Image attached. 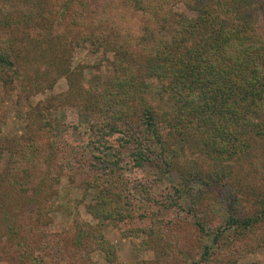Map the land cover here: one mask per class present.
Wrapping results in <instances>:
<instances>
[{
    "label": "rangeland",
    "instance_id": "1",
    "mask_svg": "<svg viewBox=\"0 0 264 264\" xmlns=\"http://www.w3.org/2000/svg\"><path fill=\"white\" fill-rule=\"evenodd\" d=\"M190 1L46 0L50 22L40 41L32 28H24V20L19 21L25 7L13 9L20 15L11 26L0 25V49L14 52L19 63L10 71L18 75L5 80L9 75L0 74V264H40L42 258L45 264H194L204 244H209L196 226L199 219L210 230L221 232L219 228L229 220L226 209L255 216L256 202L264 198V98L253 100L259 98L257 92L248 93V109L240 108L237 100L229 110L215 109L212 119L220 133L209 131L193 113L176 114L179 121L186 120L183 147L174 159L182 175L176 170L164 175L154 165L133 170L129 163L123 175L112 178L87 165L90 153L99 155L91 143L90 126L102 121L84 107L88 92L104 90L115 76L117 58L122 57L134 65V82L156 85L155 77L147 79L145 68L138 66L140 60L153 50L151 34L164 19L169 18L170 24L161 38H171V20L177 14L195 15L187 6ZM144 29L146 35L141 37ZM254 29L264 39L263 10ZM142 38L147 48L140 46ZM117 45L127 57L122 51L114 52ZM119 62L125 66L122 59ZM1 70L9 71L8 67ZM255 75V82L264 85V70L258 69ZM200 96L196 91L176 93L170 109L172 103H177L176 108L185 103L198 107ZM150 100L147 97L148 104H153ZM205 101L206 111L215 108L213 102ZM156 103L166 109L164 102ZM243 116H250V123L237 129ZM20 136L39 145L37 168L25 155L16 159L9 150L11 140ZM65 140L85 147V167L81 163L72 167V161L67 165L61 157L56 160ZM228 147L234 151L222 154ZM46 161H57L64 171L55 165L50 171ZM216 162L226 167L223 173L232 178V187L205 186L206 180L200 184L187 176L196 167L209 177ZM30 175L31 181L24 183ZM182 178L185 186L189 182L193 189L203 187L202 214L195 213L192 197L181 198L180 193L187 194L177 186ZM145 182L152 185L131 188ZM102 200L116 210L108 218L101 216ZM21 239L27 240L28 254L17 247ZM206 263L264 264V220L253 227H226Z\"/></svg>",
    "mask_w": 264,
    "mask_h": 264
},
{
    "label": "trees",
    "instance_id": "2",
    "mask_svg": "<svg viewBox=\"0 0 264 264\" xmlns=\"http://www.w3.org/2000/svg\"><path fill=\"white\" fill-rule=\"evenodd\" d=\"M45 3L46 0H0V7H5L9 11L6 14L5 8H0V25L11 26L20 15L13 9L17 7L21 10L20 7H25L26 13L21 15L22 19L20 18L19 21L24 20V28H32L39 35L36 39L40 41L45 35V27H48L50 22ZM96 5H98L97 1ZM187 6L195 15L190 17L182 13L177 14V18L171 20L173 24L171 38L165 35L161 38L166 25L170 24L169 18L164 19L159 30L154 35L151 34L153 38L151 44L155 45L153 50L150 54L146 52L138 65L145 68L144 74L148 75L147 79H151V76L155 77L156 85L147 86L143 84L144 80L134 82V65L131 64V60H127V54L123 53L126 52L125 49L117 45L114 46V52L120 54L122 51L121 54L127 57L119 59H122L125 66L121 67L117 58L115 76L108 80L104 90L95 88L94 92H88L85 109L102 117L101 122L91 124L89 129L92 134L91 143L99 155L90 153L91 157L87 165L90 169H97L96 173L99 171L105 177L118 178L125 173V167L130 163L133 170L154 165L155 169H159L164 175H170L175 170L182 175L183 172L176 167L174 159L175 152L183 147L186 132L182 130L185 129L186 120L179 121L176 115L178 112L193 113L209 131L220 133L219 127L212 119L216 116L215 109L225 106L229 110L231 102L235 100L239 101L240 108L248 109L250 103L246 104L248 100L246 98L249 92L258 93L259 98L253 100L257 102L263 100L264 85L258 84L254 79H257L255 73L258 69L264 70V39L255 32L254 24L259 10L264 11V0H191ZM6 16L9 21L5 20ZM145 35L146 29L141 37ZM140 46L147 48L143 38L140 39ZM18 64L14 52L9 54L4 49H0V67L3 69L8 67L9 70L6 72L0 68V74L3 71L9 75L5 80L10 79L11 75H18L17 71L10 72L11 68L17 67ZM2 75L4 77L5 74ZM187 90L201 92V96L197 98L201 104L195 107L193 104L185 103L180 108H176L177 103H172L170 109L175 94ZM206 92L210 95L209 100H206ZM157 93L161 94L159 99ZM147 97L155 106L148 104ZM156 101L164 102L166 109ZM203 101L213 102L215 108L206 111ZM239 119L237 129L243 127L242 124L250 123V116ZM38 147L36 142L25 136L15 137L8 146L13 157L17 159L25 155V159L35 168L41 164L37 162L38 156L35 155ZM54 147L55 144L51 145L50 150ZM232 151L234 150L228 147L225 152L222 151V154H230ZM85 153V147L71 145L69 140H65L54 155L56 160L61 157L67 165L72 161V167H78L80 163L85 167L86 162L84 165L82 163L83 156L87 157ZM46 163L50 171L53 165L59 167V171H64L63 165L57 161H51L50 164L46 161ZM213 167V173L209 177L196 167H193L187 176L200 184L206 180L205 186L219 184L222 187L226 184L232 187L230 185L232 178L229 179L223 173L226 167L219 166L217 162ZM27 171L29 170H26V175ZM32 177V175L23 177L24 183L31 181ZM20 178L16 176V179ZM179 180L177 186L184 187L183 190L187 191V194L180 193L183 195L181 198L187 200L192 197L195 213L202 214L203 187L200 190L193 189L189 182L186 187V179ZM138 185L145 187L152 184L137 183L131 188L136 189ZM125 187L129 190L130 186ZM256 203L257 212L252 217L246 214L237 215L231 209H226L229 220L225 227L219 228L221 232L210 230L202 219H199L196 226L208 238L209 244H204L201 258L194 264L209 262L213 248L218 243L220 235L226 231V227L227 229L248 225L253 227L260 220H264V198ZM101 204V216L105 218L116 211L106 200H102ZM92 215L95 216V212H92ZM121 219L126 218L123 216ZM26 242V239H21L17 247L23 248L28 254L29 247ZM39 262L46 263L43 258Z\"/></svg>",
    "mask_w": 264,
    "mask_h": 264
}]
</instances>
